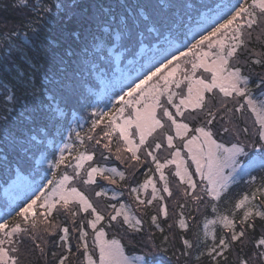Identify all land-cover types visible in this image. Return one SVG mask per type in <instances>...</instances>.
I'll return each mask as SVG.
<instances>
[{
  "label": "snow or ice",
  "instance_id": "6c2138e0",
  "mask_svg": "<svg viewBox=\"0 0 264 264\" xmlns=\"http://www.w3.org/2000/svg\"><path fill=\"white\" fill-rule=\"evenodd\" d=\"M38 13L6 33L0 55L10 77L0 79V169L34 173L31 195L0 209V264H32L33 253L44 261L50 253V264L81 257V264H154L152 257L169 249L174 264H192L193 256L228 264L233 247L246 243L254 255L238 264H264V175L254 174L264 173V0H71ZM117 45L145 56L108 84L111 109L91 111L88 131L70 128L64 140L65 109L91 107L86 74ZM248 67L262 70L258 79ZM56 133L63 146L40 161L48 178L33 157L47 152L45 140ZM97 153L133 176L140 166L152 173L130 193L138 209L155 208L150 220L162 240L133 259L109 232L119 226L140 233L143 221L124 204L102 206V198L118 202L126 175L101 166ZM100 181L112 186L110 195ZM241 183L250 191L233 197ZM169 200H182L169 231L188 233L191 210L211 207L203 238L180 235L179 247L169 241L160 223L169 219Z\"/></svg>",
  "mask_w": 264,
  "mask_h": 264
},
{
  "label": "trees",
  "instance_id": "16d2710c",
  "mask_svg": "<svg viewBox=\"0 0 264 264\" xmlns=\"http://www.w3.org/2000/svg\"><path fill=\"white\" fill-rule=\"evenodd\" d=\"M71 0H23V3H21V0H0V55L3 54L4 50L8 47L9 43V37L6 35L9 31H14L16 25H21L24 21L32 20L37 17L38 9L43 6H51L54 3H62L67 4L70 3ZM185 2H196L199 3L201 0H185ZM206 2H210V0H206ZM5 22H7V26L5 25ZM31 35V33H29ZM257 51H261V48L257 45L256 46ZM125 52L128 54H132L133 52H130L129 50L125 49L124 47H120L117 45L116 47H112L109 51L108 49H105V51L101 54L102 59H98L95 61L96 68L94 70L90 69V73L86 74V80L87 84L85 86V95L90 96L88 99V103L91 105L90 108H83L79 105L73 104L72 107L66 108L65 111L68 114V121L67 125L63 127V137L64 140L68 139V133L70 128H77V130L80 129V125H83L82 131L86 133L88 131V128L90 127V121L87 119L89 116V113L93 110H110L111 109V103H108L110 100H106V97H104L102 100L97 98V92H99V81L103 80L105 78L112 77L113 70H114V64H113V54L119 53V52ZM136 51V50H135ZM12 57L14 61L20 65V67L24 71H28L27 66L22 64L19 58V50L17 48H12ZM8 68H12V63L9 62L7 64ZM246 71H248L251 75L252 80H256L259 77V73L262 71L259 67H248L246 68ZM0 79H10L9 74L5 73L0 67ZM88 89H90V93L88 92ZM254 94L256 96H259L260 93L258 90L254 89ZM3 95V89L0 88V96ZM45 103H48L47 99H45ZM240 126L242 127L244 124V121H240ZM248 126L252 127V121H247ZM219 126V125H217ZM99 131V129L97 130ZM73 135V139H74ZM231 139L232 137H228ZM218 139H220L218 137ZM241 139H245L243 136H241ZM45 144L47 145V152H36L33 157V167H38L43 169V173L48 175V178H51L50 173L48 172L47 163H40V161L44 158V156H47V159H51L50 155H47V153H50L52 151L53 145L56 146V148H59L62 143L60 141V133H56L54 136L50 135L46 138ZM115 149V146L113 145V150ZM166 155V154H165ZM96 160L101 163V166L106 167H118L120 171L125 172L126 180L121 182V187L117 188L116 191L121 192L122 195L118 197L117 201H106L102 198V206L106 207L108 203H116L117 206L119 204L129 205L132 210L135 212L136 216L139 217L143 223H142V231L140 233L136 232H129L125 229H119L118 230H112L109 232V238H112L113 236L117 239H121L122 245L125 248V252L130 253H139L142 254V250H144V247L147 246L144 242L147 240L149 241V244H155L157 246L160 245V242L162 240V236L160 232H158L154 226L151 224L150 216L155 212V208H148L147 210L138 209V205L136 203V200L134 196L130 193L131 187H136L140 183H142L146 179V173L147 175H152V173L147 172V167L140 166L138 170L135 171V174L133 176L132 173L129 172L127 168H125L123 165L120 164L119 161L115 160L113 157L112 159L108 161H103L102 158L99 156V153L96 155ZM71 170H69L70 172ZM168 171L167 169L165 170ZM154 172V169H153ZM257 176L264 175V173H254ZM34 173L31 169L24 168L23 170L18 171L16 167H13L10 171H5L3 169H0V209H2L5 205H8L4 200V192L6 191L7 187L10 185V183L18 176H25L29 182H32ZM43 179V176L41 177ZM158 180V177H156ZM170 182L174 178L169 177ZM46 182V181H45ZM32 184V183H31ZM100 185L104 187L105 189L109 190V195L111 194V185H108L104 181H100ZM175 187V186H174ZM99 190V188H97ZM87 192V190L85 189ZM245 191H250L248 187L244 184H238L233 186L232 190V196L237 197L241 194H243ZM31 195L30 192L25 191L23 195H21L13 204L19 203L20 200L24 199V194ZM150 193V192H149ZM93 199H94V192L88 193ZM143 197V196H142ZM182 202V200H169V219L167 221L161 220L160 223L164 227V235H167L169 238V241L175 244L177 247L180 246L178 237L180 235H188L190 238L199 232V235L201 238H203V223L205 219H212L213 213L211 211V207L207 206L201 209L199 213L196 212L195 208L191 210L192 217H195V222L190 218L189 224H190V231L188 233H181V231L178 228H173L171 231L168 229V224L173 223L178 216L174 213L179 212L178 203ZM110 211V210H109ZM221 211H223V206H221ZM185 215L189 216V212L186 209ZM259 224V222H258ZM215 229L217 233L219 234V226H215ZM259 234V227L257 230V235ZM210 242V241H209ZM74 243V242H73ZM90 243V241H89ZM49 248H51V245H49ZM57 252L59 253V249H57ZM159 257L164 261L165 264H174V258L171 257V249L167 253L160 252L157 253ZM249 255H254L253 253V245L250 243H246L245 247L241 249L239 245H236L233 247L232 251L228 253V264H238V258H245L247 259ZM52 261V257L49 253L48 260L44 261L39 259L38 253L32 254V264H50ZM82 257L78 258L75 261V264H81ZM192 264H208V258L202 257L200 261H197L195 259V256L192 258Z\"/></svg>",
  "mask_w": 264,
  "mask_h": 264
},
{
  "label": "rangeland",
  "instance_id": "374dc122",
  "mask_svg": "<svg viewBox=\"0 0 264 264\" xmlns=\"http://www.w3.org/2000/svg\"><path fill=\"white\" fill-rule=\"evenodd\" d=\"M191 35V33H189V36ZM147 47V45H146ZM145 56V53H142L140 51L139 48L136 49L135 52H133L132 54H128L125 52H119V53H114L113 54V64H114V70H113V74L112 77L110 78H105L103 80L99 81V92H97V98H99L100 100H102L104 97H106V100L109 99V96L111 95V89L108 87V84L114 80H117L121 77V74L124 73L125 75H127V69L132 67L134 62L136 65H138L143 57ZM136 75H138V73H132V76L135 77ZM116 91H119V89L117 88ZM260 96V95H259ZM258 96V97H259ZM115 97H112V99L108 102L111 103L115 100ZM63 145H61L60 147H62ZM32 182H29L28 179L25 176H18L16 177L11 183L10 185L7 187L6 191L4 192V200L9 204H13L16 199H18L21 195H23V193L25 191L30 192L31 194V189H30V185ZM150 192V189H149ZM144 198V197H142ZM129 212L131 214H133L134 216H136L135 212L132 210V208L129 205H126ZM137 217V216H136ZM146 245H149V241H145L144 242ZM146 250V246L144 247V250H142V254L143 252ZM125 255L129 257V259H133L134 257L141 255L139 253H126ZM154 264L156 261L159 262V264H165L164 261L161 259V257H159L157 254H155L152 257Z\"/></svg>",
  "mask_w": 264,
  "mask_h": 264
}]
</instances>
